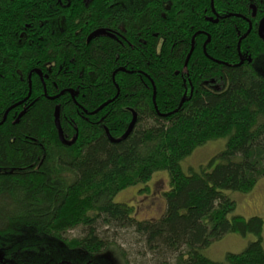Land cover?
Instances as JSON below:
<instances>
[{"label":"trees","instance_id":"obj_1","mask_svg":"<svg viewBox=\"0 0 264 264\" xmlns=\"http://www.w3.org/2000/svg\"><path fill=\"white\" fill-rule=\"evenodd\" d=\"M44 1L0 0V264H70L47 260L50 241L85 255L74 264H128L124 231L143 262L264 264V220L233 215L225 194L264 178V73L254 60L264 0H128L126 10L113 0L104 8L123 20L108 27L123 35L94 25L88 10L65 20L61 36L49 21L48 37ZM94 29L109 33L87 43ZM57 107L72 146L60 141ZM133 112L130 135L112 142L107 131L121 137ZM220 138L219 155L183 170L182 160ZM160 171L169 176L160 217L139 220L115 201ZM231 233L258 240L222 262L204 254Z\"/></svg>","mask_w":264,"mask_h":264},{"label":"rangeland","instance_id":"obj_2","mask_svg":"<svg viewBox=\"0 0 264 264\" xmlns=\"http://www.w3.org/2000/svg\"><path fill=\"white\" fill-rule=\"evenodd\" d=\"M254 60L257 68L264 73V49L260 50L258 56L255 57ZM226 142V138H220L212 140L205 145L198 147L190 156L182 160L181 165L183 170L186 173H189L191 169L199 171L202 166L207 165L213 158H215L221 153V151L225 149ZM168 189V173L166 171H160L155 173L152 179L146 185H138L126 188L119 193V195L115 198V201H121L129 205L132 208L133 216L139 220L158 218L164 212L165 200L163 193H165ZM225 194L237 204L236 211L233 215L242 216L245 219L260 217L264 220V178L259 180L256 187L251 192L240 193L226 191ZM121 235L122 237L120 238L122 239H118V242L120 246H122L121 248L123 250L128 251L126 252V255H128V264H152L150 260L143 262L144 257L138 254L140 249L134 243L135 240L133 236H131L130 232L124 231L121 232ZM115 237L116 236H112V241L115 240ZM256 240H258V237L254 234H249L247 236H241L239 234L233 233L226 234L206 248L204 250V254L214 261L222 262L225 260V257L228 253H241L251 242ZM46 253L48 257L47 260L50 258V256L58 255V262L59 260H63L68 261L70 264H74V262H84L80 260H82V257H85V255H82L78 252H70L64 247L62 243L53 241H50L49 245H46ZM26 254H32V252H28ZM32 255L34 256V254ZM41 256H37L35 258L42 259ZM115 257L117 259L121 258L120 254L118 253ZM115 257H113V259H115ZM43 259H45V257H43ZM35 260L36 259L32 261ZM90 260L92 262L94 261L95 264H109V260H105L101 256L92 257Z\"/></svg>","mask_w":264,"mask_h":264},{"label":"flooded vegetation","instance_id":"obj_3","mask_svg":"<svg viewBox=\"0 0 264 264\" xmlns=\"http://www.w3.org/2000/svg\"><path fill=\"white\" fill-rule=\"evenodd\" d=\"M120 2L119 3H114V5H121V7L126 10L127 8V3H128V0H119ZM111 2H113V0H107V1H102V0H46L44 1V3L46 4V8L42 9V15H41V21H43L44 23V29H43V33L42 34H45L47 37L50 36V33H49V27H48V22L49 21H56L57 24H56V27L54 30H52V34H56L57 36H61L64 34L65 32V29L68 27L67 25L68 24H65V28L63 29L64 25H63V22L65 20H74L76 17H79V13L80 12H86L88 10H92V15L90 16V19L92 21H94V25L96 24L97 27L99 24H102V29H105L106 31L108 30H111L112 33L115 32V34L118 36V35H123V30L122 28H120L119 26V31H114L113 29H111L110 26L111 23H118V20H123L122 17L118 16V15H114L112 14L110 11H106V9L104 8V4H108L111 8H113V6L111 5ZM37 4V2H35V5ZM42 4V3H41ZM64 11H67V14H64ZM71 13H70V12ZM66 15H70V16H66ZM257 15V10H256V13H255V16L256 17ZM32 17V15H31ZM34 18L36 19H39V17H37V14H34L33 16ZM43 17V19H42ZM264 18L261 17L260 19L257 20V28L259 31V24L261 22V20ZM39 20V21H40ZM76 22H79V21H76ZM111 22V23H109ZM55 26V25H53ZM102 29H94V31H92L88 37H87V43L91 42L92 40L88 41L89 37L91 34H93L94 32H97V31H103V33H109V32H104V30ZM250 30L252 29V23L250 25ZM121 30V31H120ZM79 31H76V34H79L78 33ZM248 35V34H246ZM243 36L239 39V47H238V55H239V58H240V62L243 63L245 62L246 59H248V57H250V53L249 55H247L248 57H243V55L241 54V43L243 42V39L244 37ZM258 37L259 39L264 43V41L260 38L259 36V32H258ZM115 38V37H113ZM250 47V46H249ZM250 52H253V48L250 47V49L248 50Z\"/></svg>","mask_w":264,"mask_h":264},{"label":"water","instance_id":"obj_4","mask_svg":"<svg viewBox=\"0 0 264 264\" xmlns=\"http://www.w3.org/2000/svg\"><path fill=\"white\" fill-rule=\"evenodd\" d=\"M255 12H256V10L253 7V15H255ZM249 31H250V29H249ZM258 32H259L260 38L264 41V18L261 20V22L259 24V31ZM102 33H103V31L94 32L93 34L90 35L88 41H90L94 36H96L98 34H102ZM190 55L188 56V59L190 58ZM187 62H188V60H187ZM136 120H137L136 113L133 112V119H132L127 131L121 137H119L117 139L111 137L107 131V134H108L110 140L114 143H118V142L125 140L130 135V133L132 132L134 125L136 123ZM55 124H56V128H57L59 138H60V141L62 142V144L66 145V146H72L75 141L74 140H68L63 135V131L61 128V123H60V109H59V107L56 108V112H55Z\"/></svg>","mask_w":264,"mask_h":264}]
</instances>
